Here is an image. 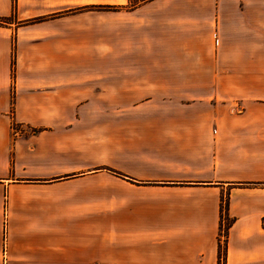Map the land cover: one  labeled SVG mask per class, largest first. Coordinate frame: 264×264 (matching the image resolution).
I'll use <instances>...</instances> for the list:
<instances>
[{
	"label": "crops",
	"instance_id": "obj_1",
	"mask_svg": "<svg viewBox=\"0 0 264 264\" xmlns=\"http://www.w3.org/2000/svg\"><path fill=\"white\" fill-rule=\"evenodd\" d=\"M6 18L0 264H219L225 197L226 264H264V0H0ZM103 89L142 117L112 121L110 177L97 111L72 106Z\"/></svg>",
	"mask_w": 264,
	"mask_h": 264
},
{
	"label": "rangeland",
	"instance_id": "obj_2",
	"mask_svg": "<svg viewBox=\"0 0 264 264\" xmlns=\"http://www.w3.org/2000/svg\"><path fill=\"white\" fill-rule=\"evenodd\" d=\"M80 7L72 4V11H71V16L72 19H77V15L80 14V12H82L81 9H79ZM109 23V22H108ZM103 100L102 101H96V102H75L72 104V106L76 105H80L79 108L82 109H88L93 110V111H97V114H93V118H87L88 120L92 121L91 123H93V121L96 123L95 124V131L97 138H99V136L101 137V143L98 145L97 148H94L93 150H91L93 156L95 158H101L102 161V167H100V170L104 171L106 173V175H108V177L111 176V173H113V171L111 170L110 167V163L112 160L113 155L116 153V150L114 149L113 151V147L112 143H111V138L112 136V132H111V128H113L112 126V121H117V120H121V122L123 124H120V131H123L125 134H129L132 135L134 133L130 132L127 133L128 127H127V123L130 122L132 124V121L136 120L141 121L142 117H132L130 115H127V112H121L119 114H114L116 113L114 110L115 108H119L120 110H126V106L125 103H116V102H112L110 100V94L109 92H107L105 89H103ZM130 106L131 104H137V102L135 103H129ZM133 107L130 108V110H132ZM101 113V114H99ZM124 114V115H121ZM98 115V116H97ZM97 116V117H96ZM82 122L84 120H81ZM141 125V122H138L135 126H134V130L137 131L138 126ZM18 126V125H17ZM16 124L12 125V129L14 130V134L17 133V127ZM131 129V128H130ZM29 131V130H28ZM27 131V132H28ZM30 133H26L28 134L27 136H33L31 134H36L37 131H29ZM129 138L131 139V137L129 136ZM100 146H102L101 149H98ZM121 146V144H120ZM91 154V155H92ZM90 155V154H89ZM245 187H252L251 185H243ZM225 201L227 203L226 205V213L224 216V220L222 221L223 223V227H222V232L220 233V229H219V233H220V242H221V248H222V259L219 260V264H226V256H227V250H228V238H229V232L228 231V226H231V220L228 218V197H225ZM225 206V204H224ZM96 264H105V263H96Z\"/></svg>",
	"mask_w": 264,
	"mask_h": 264
},
{
	"label": "trees",
	"instance_id": "obj_3",
	"mask_svg": "<svg viewBox=\"0 0 264 264\" xmlns=\"http://www.w3.org/2000/svg\"><path fill=\"white\" fill-rule=\"evenodd\" d=\"M102 10H108V9H112L110 7H102L101 8ZM8 19H0V25H3L4 23H7ZM225 204V206H224ZM226 201H225V198L222 199V205H221V222H220V233L223 231L222 230V227H223V223L222 221L224 220V216H225V213H226ZM231 226H228V231L227 233L229 232V228ZM220 233H219V260L222 259V248H221V242H220Z\"/></svg>",
	"mask_w": 264,
	"mask_h": 264
}]
</instances>
